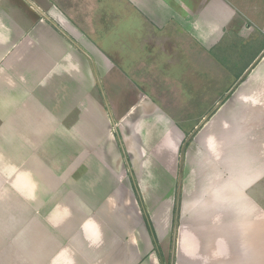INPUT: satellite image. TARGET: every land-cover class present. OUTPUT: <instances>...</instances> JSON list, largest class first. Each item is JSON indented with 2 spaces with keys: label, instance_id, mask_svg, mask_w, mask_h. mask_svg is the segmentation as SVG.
<instances>
[{
  "label": "crops",
  "instance_id": "obj_1",
  "mask_svg": "<svg viewBox=\"0 0 264 264\" xmlns=\"http://www.w3.org/2000/svg\"><path fill=\"white\" fill-rule=\"evenodd\" d=\"M133 3L140 9L137 13L140 24V30L136 34L138 40L148 28L153 33L163 34L169 40L168 53H163V60H159V64L165 65H162L164 69L169 65H179L197 72V67L189 64L187 57L191 59L194 54H200L205 56L206 61L213 62V71L223 72L229 77L230 73H234V68L227 67V60L221 62L211 52L219 49L226 40H236V44H232V55L243 54L251 59L239 70L235 83L230 86L236 89L231 91L232 95L226 101H233L235 108L226 113H231L229 116L232 117L237 116L238 120H264V0H133ZM15 14L23 15L31 21H41L40 15L34 12L32 0H0V192L1 185L6 183L11 189L8 195L3 196L10 201L7 206L1 205L3 194H0V264H159L144 218L140 217L141 234L136 233L134 227L128 229L130 224L126 223L128 218L125 210L128 208L129 197L125 196L127 200L123 203L117 192L111 191L105 197L99 195L102 197L99 198L95 190L90 189L82 193L83 197L77 198L74 195L73 201H70L67 195L64 197L65 192H60L64 189H58L61 186L54 181L56 175L49 171L44 161L27 154L37 146L32 144V139H21L25 133L28 134L33 118L26 127L22 123L24 116L19 110L25 108L24 115H28L27 108L32 106V87L35 85L28 74L25 77L19 75L18 79L16 73L18 62L20 64L25 59L29 62L34 53L32 40L28 39L29 30L27 27L19 29L22 24L12 20ZM58 19L66 24L62 16ZM66 27L70 28L69 25ZM41 35L38 34V37L44 39ZM18 44L24 48L18 49ZM69 50L67 54L64 50L58 53L64 57L60 61V70L55 69L57 71L52 79L48 77V85L51 80V92L59 87L58 80L62 79L61 76L66 73L64 71H69V76L72 73L77 82L84 70V63L87 62L85 65L89 71L94 69L88 62L86 52L74 48ZM35 55L41 56L37 48ZM51 61L54 62V59H49L46 64ZM200 64V68H203V64ZM46 66L41 62L40 68L32 71L37 74L38 80L44 75ZM25 71L27 69H21V73L24 74ZM164 71L171 76L172 71ZM53 98L51 103H56L59 107V102ZM92 100V96L86 100L88 114L92 110ZM144 100L145 98L143 103ZM75 101L81 104L80 94L73 99V105ZM151 104L145 112L153 118L156 111L154 102ZM245 105L246 108L250 107L246 115L238 111V107L244 108ZM219 112L220 109L216 114L218 117L215 115L208 120L207 124L214 119V127L202 139L204 146L201 148L212 161L208 164L207 173L194 176L191 169L185 170V175L189 177L184 182V193L174 224L173 264H264V236H257L252 240V230L254 233L264 232V225L262 229H252V175L249 177L252 161L235 170L232 168L235 157H231V153H228L229 158L224 157L231 144L225 137L238 136V133L240 137V130L243 128L241 124L237 125L238 129L232 128L222 120V112ZM130 114L131 110L128 112ZM44 117L45 113L40 120ZM52 119L56 122L54 117ZM138 120L131 125L129 123L127 131L132 130L130 134L136 136L137 144H141ZM94 125L93 119L89 129H94ZM43 131L34 132L35 136L42 135ZM34 133H29L30 138ZM179 133L182 135V132ZM221 134L225 140L220 137ZM165 140L168 146L172 142L167 137ZM36 164L41 168L43 176L33 171ZM202 167L205 168L206 164ZM234 171H237V178H233ZM44 179H50V182ZM139 180L142 182V177ZM62 183L64 184L63 181ZM235 183L237 185H231ZM83 184L88 185L89 179ZM50 189H58L57 195L54 192L50 194ZM167 199H170L172 206L173 197ZM155 200L156 198L153 200V203L156 202L154 205H159L160 200ZM150 207L146 212L147 217L159 236L157 242L161 244L166 242L167 234L170 236L172 232L173 211L162 209L164 211L160 212L155 207ZM258 209L253 210L259 214L261 211L258 212ZM222 215L231 216L239 223H228L232 219L226 220ZM159 218L164 222L163 230ZM17 232L22 233L23 246L17 242ZM213 234L218 237L216 241L204 240L205 235ZM65 237L68 238L66 241ZM21 250H24V254Z\"/></svg>",
  "mask_w": 264,
  "mask_h": 264
},
{
  "label": "rangeland",
  "instance_id": "obj_2",
  "mask_svg": "<svg viewBox=\"0 0 264 264\" xmlns=\"http://www.w3.org/2000/svg\"><path fill=\"white\" fill-rule=\"evenodd\" d=\"M32 4L35 14L40 15L41 21L35 22L33 17L31 21L18 14L12 19L22 24L19 25V29L28 28V39L32 40V53H34L30 61V57L27 58L29 62L25 59L20 64L18 62L17 66V78L20 79L19 75L25 77L28 74L30 81L35 85L32 87V97H34L32 106L27 108L28 115H24L25 108L18 111L24 116L22 123L26 127L33 118L31 130L29 129L28 134L25 133L21 139H32V144L37 145L34 147L36 149L27 154L33 155L34 159L39 158L44 161L49 171L56 175L54 181L61 186L58 189H64L60 191L65 192L64 197L67 195L70 201H73L74 195L77 198L83 197L82 193L90 189L95 190L96 196L105 197L108 192L113 191L117 192L122 201L127 200L125 196L129 197L128 208L127 211L125 210L129 221L127 220L126 223L130 224L128 229L134 227L136 233L140 234L142 232L140 217L147 216L148 207H155V210L160 212L162 209H168L167 211L172 209L173 212L170 211L173 215L172 232L170 236L167 234L166 242L161 244L157 242L161 258L158 251L155 253L159 264H173L176 222L174 209L180 207L184 182L189 177L185 175V170L191 169L194 176L207 173L208 164L212 161L202 150L204 146L202 139L214 127L212 126L214 119L212 118L207 124L208 120L217 114L218 109L221 113L226 106L221 113L222 120L232 128L238 129L237 125L241 124L243 129L240 130V137L239 133L238 136L225 137L231 144H228L229 152H225L224 157L229 158L228 153H231V157H235L232 167L235 170L252 161V172L249 173V177L252 175L250 179L252 180V229H262L264 120H238L237 116L232 117L229 116L231 113H226L232 112V108H235L233 101H226L232 95L231 91L236 89L230 86L235 83L239 70H242L251 59L250 56L243 54L232 55V44H236V40H226L219 49L211 52L216 59H221V62L227 60V67L234 68V73L232 75L230 73L229 77L223 72L213 71V62L206 61L205 56L200 54H194L193 59L187 57L188 63L197 67V72L179 65L177 67L166 65L164 69L165 65L162 62L163 66L159 64V60H163V53H168L169 40L162 36L163 34L151 32L149 28L143 31L141 40H138L136 34L137 30H140V24L137 13L140 9L134 5L133 0H32ZM60 16L66 24L60 22L58 19ZM68 25L71 31L66 27ZM40 33L45 37L44 39L38 37ZM17 46L18 49L24 48L21 44ZM36 48L40 50L41 56L35 55ZM71 48L86 52L88 62L95 70L89 71L85 65L87 62L84 63L81 78H78L79 82H76V77L71 72L69 76V71H64L66 73L61 76L63 80H58L59 87H55L56 89L51 92L49 88L51 80L48 85V77L52 79L57 71L55 69L60 70V61L64 57L59 56L58 53L64 50L67 54ZM51 58L54 62L46 64ZM41 62L47 66L46 69L44 68V75L38 80L37 74L33 72L37 67L40 68ZM156 63L159 65H155ZM200 63L203 64V68H200ZM21 69L27 71L23 74ZM164 70L172 71L171 76L166 75ZM212 74L216 76L213 77ZM51 88L53 89L54 86ZM77 94H80L81 104L75 101L73 105L72 101ZM89 96H92L94 101H91L92 110L88 114L86 100ZM53 97L59 102V107L56 103H51ZM152 102L156 111V116L153 118L145 112ZM224 102L225 105L220 108ZM130 110L131 114L128 115ZM248 110L250 107L246 108V105L244 108L238 107V111L244 115ZM43 113L46 117L40 120ZM93 119L96 125L90 130V122ZM135 120L140 122L138 134L141 136L139 137L141 144L138 143L139 145L135 140L136 136L130 134L132 130L127 131L128 124L131 125ZM40 130H44L43 134L35 136L34 132L39 133ZM179 132H182V135ZM29 133H34L31 138ZM216 134L217 132L214 137ZM166 137L172 141L169 146L165 142ZM220 137L225 140L222 134ZM203 164H206L205 168L202 167ZM33 171L39 175L43 173L37 164L33 166ZM233 175V178H237V171H234ZM140 177L142 182L139 180ZM87 178L89 184H83ZM45 181L50 182V179ZM1 189L0 194H3L1 205L7 206L10 201L5 200L3 196L8 195L11 189L7 183L1 185ZM58 189L53 191L50 189L48 192L56 194ZM101 196L99 198H102ZM171 196L172 206L170 199H167ZM153 197L157 202L160 200L159 205H154L156 202L153 203ZM150 198L153 199V204L150 203ZM255 208H259L258 212H261L258 214L253 210ZM223 217L226 220L232 219L230 222L228 220V223H239L231 216ZM159 224L163 230L165 225L161 219ZM257 236L263 237L264 232L254 233L252 230V240ZM21 237L22 233L17 232V242L23 246ZM65 238L66 241L68 238ZM155 238L159 241L156 232ZM217 238L214 234L204 236L206 242L216 241ZM18 251H20L19 245ZM21 252L24 254V250ZM196 258L200 260L198 256Z\"/></svg>",
  "mask_w": 264,
  "mask_h": 264
},
{
  "label": "trees",
  "instance_id": "obj_3",
  "mask_svg": "<svg viewBox=\"0 0 264 264\" xmlns=\"http://www.w3.org/2000/svg\"><path fill=\"white\" fill-rule=\"evenodd\" d=\"M177 210H178V207H176V208L174 209V213H175V215H177ZM175 219H176V218H175ZM144 221H145V225H146V227H147V230H148V232H149V234H150V238H151V240H152V243H153V246H154V250L156 251V253H157V251H158V255H159L160 258H161V255H160V252H159V250H158V246H157V240H156V238H155V232H154V230H153L152 224L150 223V221H149V219H148V217H147L146 215H145Z\"/></svg>",
  "mask_w": 264,
  "mask_h": 264
}]
</instances>
